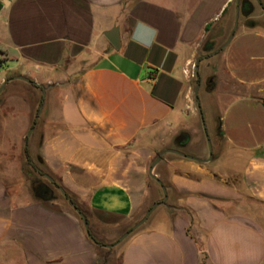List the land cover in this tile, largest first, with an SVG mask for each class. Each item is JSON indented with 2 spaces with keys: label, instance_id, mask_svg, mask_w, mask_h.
<instances>
[{
  "label": "crops",
  "instance_id": "1",
  "mask_svg": "<svg viewBox=\"0 0 264 264\" xmlns=\"http://www.w3.org/2000/svg\"><path fill=\"white\" fill-rule=\"evenodd\" d=\"M235 1L0 0L2 128L38 168L0 162V257L264 264V0ZM169 149L198 159L164 154L169 210L118 242Z\"/></svg>",
  "mask_w": 264,
  "mask_h": 264
},
{
  "label": "rangeland",
  "instance_id": "2",
  "mask_svg": "<svg viewBox=\"0 0 264 264\" xmlns=\"http://www.w3.org/2000/svg\"><path fill=\"white\" fill-rule=\"evenodd\" d=\"M235 2L236 1L234 0V4ZM6 109L7 108L4 107L2 101H0V162L1 164H5V165L10 164L12 170H14V166H17V168L22 169L25 172L27 171L34 172L36 171L37 166L33 164L34 165L33 167L32 165H30L28 159L25 158L24 138L22 136L20 137L19 132L5 131L2 128L5 122L4 119L8 118V114H7L8 110ZM19 139L21 141L20 145H18ZM169 158H172V155H167V156L164 155L162 159L154 167V173L157 175V177L163 182L164 186L166 187L167 195H168L167 181L170 177V174H165L167 173V171L165 172L164 165H168L169 162L167 159ZM191 175L196 177V175L193 174ZM41 176L43 177V174ZM146 184H147V188L150 191V196H149L150 200L147 201L142 206L138 207L132 220H130L128 223L126 222L123 223L124 225H127L131 229L139 220H141L144 217L147 209H149L152 206L151 202L153 199H159L158 201L160 202V205L151 213L153 214V218L156 216H163L165 210L168 211L170 208L169 198L165 200V194L162 190L161 185L154 178H152L149 173L146 176ZM230 184L236 185L238 188H241V183L237 178H231ZM112 255H114V253L111 255L108 254V261L111 259ZM9 262H11V260L9 261L4 259L3 257H0V264H10ZM11 264L13 263L11 262Z\"/></svg>",
  "mask_w": 264,
  "mask_h": 264
},
{
  "label": "water",
  "instance_id": "3",
  "mask_svg": "<svg viewBox=\"0 0 264 264\" xmlns=\"http://www.w3.org/2000/svg\"><path fill=\"white\" fill-rule=\"evenodd\" d=\"M0 6H1V3H0ZM238 25V19L236 20V25H235V28L237 27ZM106 36L108 37V39L112 42V44L116 47L119 46L120 42H119V39H120V35H119V30L116 28V29H112L110 30ZM17 78H21V79H24L26 81H31L29 78L25 77V76H17ZM7 83V81H5L3 83V85L1 86L0 88V91L4 88L5 84ZM199 85V84H198ZM206 130V128H205ZM206 132V131H205ZM30 133V132H29ZM206 137H207V140H208V144L209 146L211 145V141H210V138H209V135L207 134L206 132ZM168 151H171V152H175V153H178V154H181V155H184V153H182L180 150H177V149H169V150H164L162 151L161 153L158 154V156L155 158V160L153 161L152 165L150 166L149 168V174L152 178H154L162 187V190L165 194V200L168 198V195H167V190H166V187L164 186L163 182L157 177V175L154 173V167L156 166V164L162 159V157L164 156L165 153H167ZM184 156H187L188 158H191V159H198L194 156H191V155H184ZM64 192V191H63ZM65 193V192H64ZM71 201V199H69ZM74 205V203H72ZM160 205V202L157 201L155 203L152 204V206L146 211L144 217L139 220L131 230L125 232L121 238L118 240L121 241L123 240L124 238H126L129 234H131L134 230L138 229L141 225H143L149 218V216L151 215V213ZM75 206V205H74ZM76 210L80 213V215L83 217V220L85 222V225L88 226V221L86 219V217L83 215V213L78 209L76 208ZM114 244L110 245V246H113Z\"/></svg>",
  "mask_w": 264,
  "mask_h": 264
},
{
  "label": "trees",
  "instance_id": "4",
  "mask_svg": "<svg viewBox=\"0 0 264 264\" xmlns=\"http://www.w3.org/2000/svg\"><path fill=\"white\" fill-rule=\"evenodd\" d=\"M169 58H170V64H172L173 61H174V59H175V55H174V54H170ZM165 79H168V80L173 81L175 85H180V83H178L177 81H175V80H173V79L168 78V77L165 76V75H162V76L160 77V82L163 81V80H165ZM154 94H156V95H160V96H163L162 92L159 91V84L156 85V87L154 88ZM25 152H26V155H27V158H28V161H29L30 165H32V166L34 167L33 163L31 162V159H30V157H29V154H28V151H27L26 148H25ZM36 170H38V169L36 168ZM74 201H75V200H74ZM129 230H131V228H129Z\"/></svg>",
  "mask_w": 264,
  "mask_h": 264
},
{
  "label": "flooded vegetation",
  "instance_id": "5",
  "mask_svg": "<svg viewBox=\"0 0 264 264\" xmlns=\"http://www.w3.org/2000/svg\"><path fill=\"white\" fill-rule=\"evenodd\" d=\"M257 2L259 4H263L262 0H257ZM242 4H243V6L247 7V9H245L244 12H249L251 9H253L252 5L247 1H244ZM263 6H264V4H263ZM182 141H183V139H181V142ZM36 188H37V191L39 193L43 194L44 196H46L48 193L50 194V191H49L50 189L46 184H43V183L39 184L38 186H36Z\"/></svg>",
  "mask_w": 264,
  "mask_h": 264
},
{
  "label": "built area",
  "instance_id": "6",
  "mask_svg": "<svg viewBox=\"0 0 264 264\" xmlns=\"http://www.w3.org/2000/svg\"><path fill=\"white\" fill-rule=\"evenodd\" d=\"M1 67H2V66H1V64H0V69H1Z\"/></svg>",
  "mask_w": 264,
  "mask_h": 264
}]
</instances>
